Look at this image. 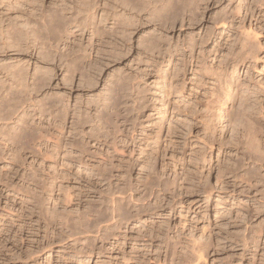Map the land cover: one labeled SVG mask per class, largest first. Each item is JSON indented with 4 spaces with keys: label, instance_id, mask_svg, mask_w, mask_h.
<instances>
[{
    "label": "rangeland",
    "instance_id": "rangeland-1",
    "mask_svg": "<svg viewBox=\"0 0 264 264\" xmlns=\"http://www.w3.org/2000/svg\"><path fill=\"white\" fill-rule=\"evenodd\" d=\"M197 1L192 6L191 12L186 11L187 9L180 12L179 17L181 18L173 28L169 26L168 22L164 24L158 20L147 24L149 14L142 13L143 19L139 15L138 18L144 20L146 26L135 30L130 41L127 40L126 50L122 48L121 58L118 61L108 62L107 68L101 71L96 70L90 73L89 70L90 65L88 63L92 58L95 57L94 61L97 58L95 51L91 53L92 58L83 61V66L80 67L85 73L83 74L79 69L77 72H72L70 76L71 72H67L64 67L67 63L61 66L58 62L57 65V58L62 54L64 55L66 51L63 47L68 42L65 41L53 46L55 49L53 48L51 52L54 54V59L51 62L38 56L36 52L39 50L36 51V49L34 52L33 49L28 50L29 52L25 50L23 51L25 53L20 52L21 54H17L19 52L13 50L0 53L1 80L6 81L7 79V74H1V70L5 66H24L27 71L26 79L29 81H27L28 96H26L29 99H26L24 107L22 105L18 107L21 111L17 109L15 111L17 113L12 115V120L10 119L11 116L6 121L0 119V127L9 132L7 133L0 128V141L1 138L5 139L0 142L1 151L4 152V154L1 152V155L5 156V159L1 158L0 161V172H2L0 173V180L3 178L4 184H8H5L7 187L0 185V264H173L177 262L178 256L182 255L184 250L186 252L195 251V255L198 257L200 256L199 253L202 252L205 257L204 260L199 261V264H264V0ZM104 3L105 0H99L93 11L98 22L105 16ZM119 11H122L120 14L124 13L121 9ZM111 22L109 21L104 25L105 29L111 31L115 28L114 22ZM76 37L78 38H76L77 41L82 37L79 41L84 46L89 45L87 42H91V33L87 30L82 34L78 32ZM149 38H153L151 41H154L155 38L159 39L161 49L147 50L146 45H149L147 44ZM72 42L75 41L72 40ZM191 45H194L193 53L188 49ZM243 46L248 48H244L243 51L241 49ZM249 49L253 54L252 58ZM56 51L58 53L55 55ZM236 52L244 53H242L243 56L238 54L240 58L242 56V61ZM65 53L67 54V52ZM245 53L247 57H245ZM234 55L238 57V60L235 59ZM182 58L187 60V65L185 64L186 61H182ZM224 68L225 70H223ZM41 72L47 74L43 75ZM146 73L151 76L146 78L143 76ZM82 75L92 80V84H88V86L87 83L84 84ZM40 76L48 79L45 83L47 87H41L39 92H35L30 89L33 87L31 83L34 82L35 77ZM64 78L65 81L68 80L67 83H65ZM121 78H128L129 85L133 89H139L138 91L143 93L142 96L145 99L147 97V108L140 110L139 113H133L136 115L135 121L138 120L133 133L136 144L132 147V153L127 152L125 157L121 158V154L117 153L113 157L114 159H111L108 148L112 147V142H117L118 145L122 144L119 141L123 135L122 132L127 134V137L124 135V139H122L126 141L125 138H128L129 134L131 136L133 130L130 128L131 126H128L127 129L122 127L116 130L117 126L121 125L120 123L119 125L115 124L121 119L119 117L114 118V121L112 120V125L115 126L109 125L106 118L108 116L102 104L111 82ZM220 79L229 80L235 87L236 99L233 105L235 116L230 122L227 119L230 102L224 99L218 101L216 98ZM9 84L6 85L9 90L19 89H16V86L11 87L12 83ZM6 87L3 88L4 91L1 90L0 98H3V95L4 97L7 96L10 92ZM41 99L45 101L42 102ZM28 101L30 102L28 103ZM36 103L38 105L43 104V108L40 110V105L38 106ZM128 103L129 106H134L132 101L128 100ZM8 105L4 112H0V118L7 112V109L10 110V113L12 112V108L10 109ZM122 106L124 105L122 104L121 108ZM29 107L30 109H28ZM44 109L46 113H44ZM22 110H26L30 116L27 118L29 128H33L38 139H35V144L32 143V149L20 151L19 153L23 154L19 156L17 153L15 154L21 159L19 160L16 156V159L21 161L18 162L8 149L9 143L5 136L7 135L9 138L10 135L16 134L15 130L19 131L22 128L20 123L22 124L21 120L25 116V112L23 113ZM77 116L78 119L81 116L88 117L93 123L89 122L88 125L85 124L78 128L81 131L80 137L84 139L81 145L88 151V156L80 159L78 149L70 148V146L65 148L72 128L78 127L73 126L75 122H78ZM73 121H75L74 124ZM55 124L63 127V130ZM96 130L101 132L100 138L98 140L89 139L90 135L93 137L91 133L96 132ZM256 130L258 140L256 138L257 143H252L254 142L252 138L255 139L256 137H253ZM113 131H119L116 135L118 138L116 141L113 140V136H109L110 138L107 136V133L113 135ZM1 133L5 134L2 136ZM43 135H47V137H43ZM60 135L64 140V147L57 153L55 141L51 139L55 140ZM109 143L110 145H108ZM207 143L208 145H205ZM249 147H251L250 150H248ZM120 150L119 148V152L122 151ZM247 150L249 154H246ZM250 152L257 160L250 156ZM40 153L41 155H39ZM21 156L22 158L25 157L24 160ZM10 157L12 158L10 159ZM95 164L99 168H103L104 165L107 166L104 168H108L106 173L109 174L110 179L108 181L111 185L106 181L103 183L97 180L96 177L90 178V175L99 169L94 167ZM251 169L253 170L251 171ZM109 170L112 174L108 172ZM91 171L92 173H90ZM15 174L18 179H15ZM8 175H11L10 178ZM8 178L13 180L9 181ZM6 180L7 182H5ZM123 182L126 186V192L122 191ZM9 184L11 186L15 184V187H11ZM18 184H22L20 187L23 191ZM114 186L120 187L121 191ZM108 188L114 189L111 192ZM100 189L103 194H100ZM107 189L109 193L111 192L110 194ZM127 189L133 194L127 192ZM19 190L21 191L19 192ZM113 192L115 193L114 197H112ZM121 192L126 197L120 196ZM117 194H120L119 197ZM142 194L146 197L145 201L140 200L141 202L136 204V200L138 203L139 199L143 197ZM66 195L71 197V203L62 202L66 199ZM130 195L132 198L128 197ZM174 195L177 197L175 198ZM121 198H126V200L128 198L131 203L126 200V202H122ZM107 199H111V201L108 200V202ZM98 201L101 202L98 203ZM106 201L109 205L105 203ZM115 202H119L123 207L129 203L128 206L131 208H126V205L125 209H129V212L135 215L133 214L134 216L128 223L121 219L122 212H120V216H118L119 213L115 215L113 210L111 212V209L115 207ZM171 202L173 203L171 204ZM64 203L66 204L64 205ZM112 204L114 207H111ZM94 205L96 208L93 207ZM153 205H157L159 208ZM39 207H42L43 212L41 214H38L41 212ZM154 207L156 210L151 209ZM99 208L101 209L99 210ZM87 209L90 211H86ZM146 209L153 211L147 212ZM136 210L142 211L136 215L138 213ZM49 211L53 212V215ZM56 211L58 212L55 214ZM106 211L111 212V215L110 213L107 214ZM63 212H66L65 215ZM100 213L104 216L107 215V218ZM42 214L46 215H44L45 218ZM57 214L61 220L60 218L53 219ZM99 215L103 217L98 219L97 216L99 217ZM69 216L79 223L77 222V224L74 220L76 224L72 223V225L71 221L73 220ZM88 217H91L92 220ZM38 218L39 220H37ZM108 218L111 219L108 220ZM42 219L44 220L42 221ZM105 219L112 222L107 221V224ZM97 220L96 224L95 221ZM38 221L43 223L41 224L42 229L37 226ZM48 221L50 225L48 223L47 226ZM64 222L65 227H63ZM67 222H70L69 225ZM98 223L100 224L98 225ZM120 223L123 227L118 225ZM76 225L79 227L75 228ZM89 225L96 228L89 230ZM67 226H70L68 228L71 230L74 226V232L79 230L78 233L75 234L73 230L70 232ZM83 226L86 229L85 232L81 229ZM47 227L49 231L45 230ZM152 227L156 229L154 230ZM113 228L115 229L113 230ZM96 229H103V231L98 234ZM87 231H90V234L89 232L87 234ZM68 232L71 234L68 235ZM79 232L84 234L81 236ZM46 233L47 235H45ZM87 235L90 236L88 237L90 239H87ZM148 236L150 238L153 236V239H148ZM163 241L164 243H162ZM180 243L185 245L187 249ZM175 244H179V246ZM167 245L169 247L171 245V248L168 249ZM191 247L194 251L190 250ZM196 251L200 252L196 253ZM163 255H167L166 258ZM157 260H160L159 263Z\"/></svg>",
    "mask_w": 264,
    "mask_h": 264
},
{
    "label": "bare ground",
    "instance_id": "bare-ground-1",
    "mask_svg": "<svg viewBox=\"0 0 264 264\" xmlns=\"http://www.w3.org/2000/svg\"><path fill=\"white\" fill-rule=\"evenodd\" d=\"M99 0H78L77 2H76V0H0V53H5V52H8V50L10 51V50H13L14 52H19V53H17V54H21L20 52H22V53H25V52H23V51H25V50H29L30 51V49L32 50L33 49V52H34V50L36 49V51L37 50H39L38 52H36V53H38L37 55L38 56H40V57H42L44 60H46V61H50L51 62V60L52 59H54L53 57H54V54L51 52V50L54 48L53 46H55V44L56 43H64V41L65 42H68V44H66L65 43V47H63V48H65V52H67V54L64 52V55L62 54V55H60V59L59 58H57L56 60H57V65H58V62L61 64V66H64L63 64L64 63H67V64H65V69L67 70V72H71V74H70V76L72 75V72H77V71H79V69H80V71H82V69L80 68V67H82L83 66V61H85L86 59H90V58H92L91 57V53L92 52H95L96 51V56H97V58H96V60L94 61V58H92V60L88 63L89 65H90V68H89V70H90V73H92V72H94V71H101L102 69H104V68H107V63L108 62H112V61H118L121 57V51H123V49L125 48V50H126V48H127V40L128 41H130V37L132 36V35H134V32H135V30H137L138 28H140V27H143V26H146V23L145 22H143L144 20H141L140 18H138V16L140 15H142V13L143 14H149V16L147 17V24H148V22L150 23L151 21H154V20H158V21H160V22H164V24L165 23H169V26H171V28H173L174 27V25L176 24V22H178V20H180L179 18H181V17H179V14H180V12L182 11V10H184V9H187L186 11H192V6L194 5V4H196L198 1L197 0H105V3H104V12H105V16L100 20V22H98V21H96V18H95V16H94V10H95V7H96V5H97V2H98ZM100 3V2H99ZM102 6V5H101ZM100 6V7H101ZM103 6H102V8H103ZM119 9H121V10H123L124 11V13H121L120 14V12H122V11H119ZM100 10V9H99ZM103 12V13H104ZM189 13V12H188ZM147 16V15H146ZM142 17V16H141ZM190 18V17H189ZM142 19H143V17H142ZM145 19V18H144ZM182 20V19H181ZM111 22V21H113L114 22V24L113 25H115V28L114 29H112L111 31H109V30H107V29H105V27H104V25L107 23V22ZM157 21V22H158ZM155 22V21H154ZM19 23H21V24H19ZM112 23V22H111ZM167 25V24H166ZM168 26V25H167ZM170 28V29H171ZM224 28V27H223ZM85 30H87V32H89V33H91V42H87V43H89V45H87V46H84L83 44H82V42H80L79 40H81L82 39V37H80L81 39H79L78 41H77V35H78V32L79 33H83ZM77 34V35H76ZM88 34V33H87ZM89 35V34H88ZM208 35V34H207ZM153 36V35H152ZM211 36V35H210ZM154 37V36H153ZM77 38V39H76ZM160 38V37H159ZM88 39H89V37H88ZM150 40L148 41V43L147 44H149V45H146V49L147 50H149V51H151V50H159V48L161 49V42H160V40L159 39H157V38H155L154 39V41H151L153 38H149ZM72 40H74L75 42H72ZM192 40H193V38H192ZM192 40L190 41V43L192 42ZM83 41V40H82ZM90 41V40H89ZM77 42V43H76ZM236 42V41H235ZM74 43V46L72 47V44ZM145 43V42H144ZM189 43V44H190ZM196 44V43H195ZM64 45V44H63ZM86 45V44H85ZM243 45H244V43H243ZM246 45V44H245ZM247 45H249V44H247ZM145 46V45H144ZM241 47H242V45H241ZM240 47V48H241ZM247 47V46H246ZM246 47H244L243 46V48H241V49H243V51H244V48H246ZM61 48H62V46H61ZM63 48H62V50H63ZM123 48V49H122ZM175 48V47H174ZM248 48V47H247ZM250 49H251V47H249ZM55 49V48H54ZM122 49V50H121ZM189 51L190 52H192L193 53V49H194V45L192 46H190L189 48ZM249 49V51L251 52V50ZM28 51V52H29ZM170 51V50H169ZM60 52V51H59ZM163 52V51H162ZM167 52V51H166ZM241 52V51H240ZM239 52V53H240ZM58 52L56 51V53H55V55L57 54ZM61 53H63V52H61ZM160 53V52H159ZM237 53V52H236ZM235 53V54H236ZM239 53H237V55L239 54ZM243 53V52H242ZM242 53H240V55H242L243 56V54ZM246 53H249V52H247L246 51ZM245 53V57H247V54ZM94 54V53H93ZM206 54V53H205ZM249 54H251L250 55V57L252 58L253 56V54H252V52L251 53H249ZM58 55V56H59ZM169 56V55H168ZM183 56V55H182ZM201 56L203 57V55L201 54ZM235 56V59H237L238 60V57H239V55H238V57H236V55H234ZM242 56H241V58H240V60L242 59ZM249 56V55H248ZM185 57V56H184ZM191 57H192V59H193V56L191 55ZM244 57V58H245ZM56 58V57H55ZM181 58V57H180ZM196 58V57H195ZM183 60L182 61H186L185 62V64L187 65V60H185L184 58H182ZM247 59V58H246ZM107 60V61H106ZM196 60V59H195ZM230 60V59H229ZM243 60V59H242ZM241 60V61H242ZM251 60V59H250ZM199 61V60H198ZM56 62V61H55ZM95 62V63H94ZM87 63V62H86ZM94 63V64H93ZM110 64V63H109ZM184 64V63H183ZM85 66V65H84ZM185 66V65H184ZM200 66V65H199ZM4 67V66H3ZM89 66L87 65V68H88ZM2 69V68H1ZM84 69H86L85 67H84ZM186 69V68H185ZM223 70H225V68L223 69ZM228 70V69H227ZM226 70V71H227ZM86 71V70H85ZM27 71L24 69V66H5L2 70H1V74H7V79H6V81H3V80H1L0 79V93H2V91L1 90H3V88H5L6 87V85H8L9 84V82H10V84L9 85H11V83H12V85H11V87H14V86H16V89L17 88H19V89H17V90H9L7 87V89L10 91V92H8V94H7V96H5L6 97V99H5V97H4V95H3V98L1 97L0 98V112L2 113V111L4 112V110L6 109V106L8 105L9 107H10V109L12 110V114L8 111V109H7V112L6 113H4V115H2V118H0L1 120L3 119H5V121H6V119H8L9 118V116H11L10 117V119L12 118V115L14 116L16 113H15V111L18 109L19 110V106H23L24 107V105L26 104V99L28 100L29 98L27 97L26 98V96H28L27 94H28V90H27V88H28V80L26 79V75H27V73H26ZM52 72V71H51ZM64 72V71H63ZM83 72V74L85 73L84 71H82ZM41 73H43V72H41ZM68 73V74H69ZM79 73H81V72H79ZM86 73H88V72H86ZM144 73V72H143ZM159 73V72H158ZM185 73V72H184ZM47 73L45 72V74L43 73V75H46ZM65 74H66V72H65ZM89 74V73H88ZM88 74H86V75H88ZM226 74V73H225ZM42 75V74H41ZM139 75V74H138ZM221 75H223V74H221ZM83 76V75H82ZM89 76V75H88ZM143 76H145L146 78H147V76L149 77V76H151L149 73L147 74H145V75H143ZM74 77V76H73ZM85 77H87V76H83V80H82V82H84V84L85 83H87L86 85L88 86V84H92V80H90L89 78L87 79V78H85ZM144 77V78H145ZM219 77V76H218ZM225 77V76H224ZM5 78V77H4ZM69 79V78H68ZM81 79V78H80ZM128 79V78H127ZM127 79H118V80H114V81H112L111 82V86L110 87H108L107 89V94H106V96L103 98V102L104 103H102L103 104V106H104V110H105V113H106V115L108 116V117H106L107 119H108V121H109V125H112V120L114 121V118H121L117 123H115L116 125H119V123L121 124V125H119V126H117V128H116V130H119V129H121L122 127L123 128H125V129H127V127L128 126H131L130 128L131 129H133L132 131H131V136H130V134L128 135L129 137L128 138H125L126 139V141H123L122 139H124V135H126L125 137H127V134H126V132H122V130H121V132L123 133V135L119 138L120 140V142L122 143V144H119L118 145V143L117 142H110L112 145V147L111 148H108V153L111 155V159L113 158V157H115V155L117 154V153H120L121 155H120V158L121 157H123L127 152H131L132 153V151H133V149H132V147L136 144V143H134L135 142V137H133V133L135 132V127H136V121L138 120H136L135 121V116L136 115H134L133 113L135 112V113H139L140 112V110H143L144 108H147V101H146V99H147V97H146V99L144 98V96H142V94L143 93H141V92H139L138 90L139 89H133V87L131 86V85H129V83H128V81H127ZM136 79V78H135ZM159 79V78H158ZM47 78L46 77H44L43 78V76L41 77H35V80H34V82L33 83H31L32 85H33V87H31L30 89H32L33 91H38L39 89L41 90V87H43L44 88V86H45V83H47ZM7 81H8V84H6L7 83ZM28 81V82H27ZM64 81H65V78H64ZM68 81V80H67ZM67 81H65V83H67ZM81 82V81H80ZM220 86H219V89H217V97L216 98H218L217 100L219 101L220 99H224V100H226V101H229L230 102V109L227 111V119H228V122H230L231 120H233L232 118H234V116H235V112H234V110H233V105H234V102H235V99H236V92H235V87L233 86V84L229 81V80H226V79H220ZM83 84V83H82ZM235 85V84H234ZM30 86V85H29ZM129 86H131V88H132V90H131V88H129ZM45 87H47V86H45ZM172 87V86H171ZM42 88V89H43ZM142 89V88H141ZM39 90V91H40ZM4 91V90H3ZM31 91V90H30ZM38 91V92H39ZM7 92V91H6ZM215 92V91H214ZM34 93V92H33ZM32 93V94H33ZM4 94H6V93H4ZM34 94H36V93H34ZM39 94V93H38ZM1 95V94H0ZM29 95H31V94H29ZM43 95V94H42ZM145 95V94H144ZM9 97V98H8ZM100 97V96H99ZM31 98V97H30ZM164 98V97H163ZM128 100H130V101H132L133 103L132 104H134V106H129V103L127 104V101ZM30 101H32V100H30ZM30 101H28V103L30 102ZM37 101V100H36ZM41 101L42 102H44L42 99H41ZM41 101H39V102H41ZM41 102V103H42ZM8 103V104H7ZM28 103H27V105H28ZM56 104V103H55ZM60 104V103H59ZM62 104V103H61ZM124 105V106H122V108H121V105ZM36 105H38L37 103H36ZM40 105V106H39ZM38 106H39V109L41 110L42 108H43V104H39ZM64 105V104H63ZM128 105V106H127ZM35 106V105H34ZM44 106H45V104H44ZM52 106H54V105H52ZM59 106V105H58ZM65 106V105H64ZM8 107V108H9ZM37 107V106H36ZM35 107V108H36ZM46 107V106H45ZM44 107V108H45ZM63 107V106H62ZM68 108V107H67ZM103 108V107H102ZM150 108V107H149ZM3 109V110H2ZM22 109V108H21ZM25 109V108H24ZM28 109H30V107L28 108ZM38 109V110H39ZM52 109V108H51ZM56 109H57V107H56ZM65 109V108H64ZM63 109V110H64ZM36 110H37V108H36ZM39 110V111H40ZM60 110V108L58 109V111ZM66 110V109H65ZM64 110V111H65ZM71 110V109H70ZM74 110H75V108H74ZM77 110V109H76ZM19 111H21V110H19ZM18 111V112H19ZM23 111V113L25 114V116H24V119L23 120H21V122H22V124H23V126H22V124L20 123V125H21V129L19 130V131H17V130H15V132H16V134L15 135H10V137L8 138L7 137V135L5 136L6 138H7V142L9 143V148L8 149H10V152L13 154L12 156H13V158H15L16 159V156L18 155H20V154H23V153H19L20 151H26L27 149H32L31 148V146H32V143L33 144H35V139L38 137H36V133H35V131L33 130V128H29V125H28V122L29 121H27V118L28 117H30V116H28V113H27V111L26 110H22ZM72 111V110H71ZM79 111V110H78ZM81 111V110H80ZM42 112V111H41ZM57 112V111H56ZM68 112V111H67ZM82 112V111H81ZM80 112V113H81ZM102 112H103V110H102ZM14 113V114H13ZM22 113V114H23ZM44 113H46V110L44 109ZM57 113H59V112H57ZM104 113V112H103ZM11 114V115H10ZM21 114V115H22ZM40 114V113H39ZM43 114V113H42ZM49 114V113H48ZM74 114H75V111H74ZM82 114H83V112H82ZM81 114V115H82ZM101 114V113H100ZM30 115V114H29ZM71 115V114H70ZM77 115H78V113H77ZM105 115V116H106ZM31 116H32V114H31ZM65 116V115H64ZM86 116V115H85ZM87 116H89V115H87ZM91 116V115H90ZM101 116V115H100ZM1 117V116H0ZM21 117H23V116H21ZM99 117V116H98ZM33 118V117H32ZM61 118V117H60ZM66 118V117H65ZM100 118V117H99ZM102 118V117H101ZM17 119V118H16ZM19 119V118H18ZM17 119V120H18ZM43 119V118H42ZM62 119V118H61ZM61 119H59V120H61ZM77 119H78V116H77ZM92 119V118H91ZM107 119H106V121H107ZM115 119V120H116ZM12 120V119H11ZM32 120V119H31ZM55 120H57V119H55ZM58 120V121H59ZM8 121V120H7ZM68 121V120H67ZM90 121H92V120H89V118L88 117H83V116H81L80 117V119H78V122H75V121H73V124H74V122H75V124L73 125V126H78L76 129H75V127H74V129L72 128V132L70 133V137L68 138V144H66V146H65V148H67L68 146H70V148L72 147V148H76V149H78V156H79V159L80 158H86V156H88V151L87 150H85L84 149V147L81 145V144H83L82 143V140H84V139H82V137H80V134H81V131H79L78 130V128H80V127H83L85 124H89V122ZM18 122V121H17ZM61 122H62V120H61ZM66 122V121H65ZM72 122V121H71ZM139 122V121H138ZM59 123V122H58ZM90 123H92V122H90ZM102 123V122H101ZM100 123V124H101ZM93 124V123H92ZM108 124V123H107ZM106 124V126L108 127V125ZM52 125V124H51ZM56 125V124H55ZM114 125V124H113ZM112 125V126H113ZM57 127L59 126V125H56ZM69 126V125H68ZM94 126V125H93ZM98 126V125H97ZM115 126V125H114ZM141 126V125H140ZM143 126V125H142ZM141 126V127H142ZM19 127V126H18ZM60 127V126H59ZM58 127V128H59ZM104 127V126H103ZM106 127V128H107ZM251 127V126H250ZM1 128V127H0ZM41 128V127H40ZM58 128H57V130H58ZM61 128V127H60ZM63 128V127H62ZM61 128V129H62ZM65 128V127H64ZM99 128H100V125H99ZM249 128V127H248ZM254 128H255V126H254ZM3 128H1V130H2ZM13 129V128H12ZM12 129H9V130H12ZM16 129V128H15ZM18 129V128H17ZM60 129V130H61ZM94 129V128H93ZM101 129V128H100ZM99 129V130H100ZM108 129V128H107ZM106 129V130H107ZM110 129V128H109ZM142 129V128H141ZM3 130H5V129H3ZM63 130V129H62ZM62 130L60 131V132H62ZM102 130V129H101ZM100 130V131H101ZM111 130H112V128H111ZM110 130V131H111ZM247 130V129H246ZM6 131V130H5ZM8 131V130H7ZM6 131V132H7ZM13 131V130H12ZM34 131V132H33ZM83 131V130H82ZM109 131V132H110ZM115 131V130H114ZM113 131V135H112V133H107V136L109 137V136H113L114 138H113V140L114 141H116L118 138H117V134H118V132L119 131H117V132H114ZM130 131V130H129ZM245 131V130H244ZM253 131V130H252ZM11 132V131H10ZM18 132V133H17ZM90 132V131H89ZM98 132V133H97ZM105 132V131H104ZM112 132V131H111ZM138 132V131H137ZM247 132V131H246ZM256 132V134L254 133L253 134V137H255V139L254 138H252L253 140H254V142H252V143H257V141H256V138H257V130L255 131ZM261 132V131H260ZM7 133H9V132H7ZM6 133V134H7ZM41 133V132H40ZM101 133V132H100ZM99 133V131H97L96 130V132H92L91 134H92V136L93 137H91V135H90V137H89V135H88V137H89V139H92V140H98V138H100V134ZM252 133V132H251ZM5 133H1V135L3 136ZM48 134H49V132H48ZM61 134V133H60ZM39 135H41V134H39ZM56 135V134H55ZM57 135H59L58 133H57ZM86 135V134H85ZM150 135V134H149ZM252 135V134H251ZM1 136V137H2ZM52 136V135H51ZM61 136L62 135H60V137L59 136H57L56 138H55V140L54 139H51V140H53V141H55V149H56V151H57V153H58V151L59 150H61L64 146H63V139L61 138ZM106 136V135H105ZM135 136V135H134ZM261 136V135H260ZM43 137H47V135L46 136H44L43 135ZM41 138H42V136H41ZM48 138H49V136H48ZM110 138V137H109ZM138 138H139V136H138ZM260 138V137H259ZM2 139L3 138H1V141L0 142H2ZM38 139V138H37ZM36 139V140H37ZM43 139V138H42ZM46 139V138H45ZM103 139V138H102ZM3 140H5V139H3ZM48 141H49V139H47ZM104 140V139H103ZM107 140V139H106ZM207 140V139H206ZM257 140H258V138H257ZM6 141H4V142H6ZM47 141V142H48ZM87 141V140H86ZM100 141V140H99ZM212 141V140H211ZM260 141V140H259ZM3 142V143H4ZM208 142V141H207ZM213 142V141H212ZM211 142V143H212ZM43 143V142H42ZM41 143V144H42ZM65 143V142H64ZM67 143V142H66ZM88 143V142H87ZM86 143V144H87ZM110 143L108 144V145H110ZM186 143V142H185ZM205 143V142H204ZM249 143H251V142H249ZM6 144V143H5ZM89 144V143H88ZM246 144V143H245ZM37 145V144H36ZM47 145V144H46ZM205 145H208V143L207 144H205ZM219 145V144H218ZM239 145V144H238ZM244 145V144H243ZM38 146V145H37ZM40 146V145H39ZM51 146V145H50ZM248 146V145H247ZM7 147V146H6ZM33 147V146H32ZM207 147V146H206ZM1 148L2 147H0V161H1V158H4L5 159V156H2L1 155V152H2V154H4V152L3 151H1ZM5 148V147H4ZM12 148V149H11ZM119 148L123 151H121V152H119ZM184 148V147H183ZM208 148V147H207ZM250 148L251 147H249L248 148V150H250ZM259 148V147H258ZM55 149H54V151H55ZM127 150V151H126ZM247 150V153L246 154H249L248 151ZM34 151V150H33ZM37 151V150H36ZM40 152H41V150H39ZM261 151V150H260ZM32 151L30 150V153H31ZM35 152V151H34ZM33 152V153H34ZM17 153V155H15ZM19 153V154H18ZM37 153V152H36ZM48 153V152H47ZM73 153V152H72ZM75 153V152H74ZM91 153V152H90ZM130 153V154H131ZM7 154L9 155V152L7 151ZM253 153L252 152H250V156L252 157V158H254L253 156L254 155H252ZM31 155V154H30ZM34 155V154H33ZM38 155V154H37ZM39 155H41V153L39 154ZM45 155V154H44ZM58 155V154H57ZM77 155V154H76ZM91 155V154H90ZM2 156V157H1ZM18 156H17V158H18ZM8 157V156H7ZM57 157V156H56ZM70 157V156H69ZM71 157H74V156H71ZM106 157H107V155H106ZM125 157V156H124ZM248 157H249V155H248ZM256 157V156H255ZM12 157H10V159H11ZM20 158V157H19ZM18 158V159H19ZM21 158H22V156H21ZM23 158H25V157H23ZM22 158V159H23ZM77 158V157H76ZM76 158H74V159H76ZM89 158V157H88ZM91 158V157H90ZM103 158V157H102ZM105 158V157H104ZM68 159H70V158H68ZM78 159V158H77ZM106 159V158H105ZM110 159V158H109ZM110 159V160H111ZM114 159V158H113ZM117 159V158H116ZM124 159V158H123ZM254 159H256V158H254ZM12 160H14V159H12ZM17 160V159H16ZM19 160H21V159H19ZM19 160H17L18 162H21V161H19ZM24 160V159H23ZM22 160V161H23ZM99 160V159H98ZM107 160V159H106ZM109 160V161H110ZM152 160V159H151ZM257 160V159H256ZM15 161V160H14ZM13 161V162H14ZM82 161V160H81ZM125 161V160H124ZM10 162V161H9ZM87 162V161H86ZM86 162H85V164H86ZM99 162V161H98ZM102 162H104V161H102ZM127 162V161H126ZM17 163V162H16ZM15 163V164H16ZM89 163V162H88ZM100 163H101V161H100ZM104 163H106V162H104ZM156 163V162H155ZM9 164V163H8ZM13 164V163H12ZM98 164V163H97ZM97 164H95V166L94 167H97V168H99V166L97 165ZM108 164V163H107ZM106 164V165H107ZM111 164H112V161H111ZM90 165H92V164H90ZM114 164H112V166H113ZM238 165V164H237ZM101 166V165H100ZM103 166V165H102ZM109 166V165H108ZM112 166H111V169H112ZM116 166V165H115ZM154 166V165H153ZM9 167V166H8ZM88 167V166H87ZM93 167V168H94ZM104 167H107V166H105L104 165ZM99 168L98 170H96V172L93 174V175H90V178L92 179V178H94V177H96L97 178V180H100V181H106V182H108L109 183V179H110V177L108 176L109 174L108 173H106V171H107V169L108 168ZM114 167V166H113ZM119 167V166H118ZM129 167H130V165H129ZM238 167V166H237ZM252 167H253V165H252ZM255 167V166H254ZM3 168V167H2ZM1 168V169H2ZM6 168H7V166H6ZM10 169H11V167H9ZM97 168H94V169H97ZM110 168V167H109ZM239 168V167H238ZM250 169V168H249ZM4 170V169H3ZM8 170V169H7ZM15 170V169H14ZM237 170V169H236ZM253 169H251V171H252ZM11 171V170H10ZM17 171V170H16ZM254 171H256L255 169H254ZM18 172V171H17ZM109 173L111 172L110 170L108 171ZM0 173H2V172H0ZM11 173H13V172H11ZM90 173H92V171L90 172ZM126 173V172H125ZM233 173H234V171H233ZM246 173H247V171H246ZM257 173V172H256ZM256 173H253L254 175H258V174H256ZM17 174V173H16ZM15 174V175H16ZM110 174H112V173H110ZM226 174V173H225ZM253 174H252V176H253ZM36 175V174H35ZM239 175V174H238ZM3 176V175H2ZM9 176H11V175H8V177ZM111 176V175H110ZM225 176V175H224ZM251 176V175H250ZM259 176V175H258ZM5 177V176H4ZM13 177V176H12ZM19 177V176H18ZM112 177H113V175H112ZM231 177V176H230ZM256 177V176H255ZM262 177V176H261ZM260 177V178H261ZM10 178V177H9ZM9 178H8V180H9ZM2 179L3 178H1V180H0V185H5V184H7V183H5L4 184V182L2 181ZM15 179H18L17 178V175H16V177H15ZM222 179V178H221ZM13 180V179H12ZM12 180H9V181H12ZM119 180V179H118ZM220 180V179H219ZM239 180V179H238ZM246 180H247V178H246ZM250 180V179H249ZM248 180V181H249ZM21 181V180H20ZM126 181V180H125ZM152 181V180H151ZM159 181V180H158ZM227 181V180H226ZM243 181H245V180H243ZM5 182H7V180L5 181ZM93 182H94V180H93ZM153 182V181H152ZM152 182H150V183H152ZM246 182V181H245ZM9 183V182H8ZM97 183V182H96ZM104 183V182H103ZM102 183V184H103ZM124 183V182H123ZM159 183V182H158ZM12 184H13V182H12ZM98 184V183H97ZM110 184V183H109ZM248 184V183H247ZM8 185V184H7ZM7 185H5L6 187H7ZM10 186H11V184H9ZM19 185V184H18ZM22 185V184H21ZM21 185H19V187L21 186ZM94 185V184H93ZM100 185H101V183H100ZM111 185V184H110ZM126 185H128V184H126ZM10 186L8 187V189L10 188ZM103 186V185H102ZM129 186V185H128ZM127 186V187H128ZM131 186V185H130ZM172 186V185H171ZM221 186V185H220ZM243 186V185H242ZM250 186V185H249ZM11 187H15V184H14V186H11ZM91 187V186H90ZM94 187V186H93ZM100 187V186H99ZM110 187V186H109ZM115 187V186H114ZM118 187V186H117ZM117 187H115L116 189H117ZM123 187V186H122ZM121 187V188H122ZM133 187V186H132ZM175 187V186H174ZM120 187H118V189H119ZM192 188V187H191ZM20 189L22 190V187H20ZM92 189V188H91ZM109 190H110V188H108ZM108 189H107V191H108ZM114 189V188H113ZM113 189H111V190H113ZM124 189V190H123ZM123 189H122V191H125V189H126V186H125V183H124V187H123ZM204 189V188H203ZM225 189H226V187H225ZM15 190V189H14ZM21 190H19V192L21 191ZM93 190V189H92ZM101 190V189H100ZM110 190V191H111ZM120 190V189H119ZM135 192H136V190L135 189H133ZM13 191V190H12ZM23 191V190H22ZM105 191V190H104ZM121 191V190H120ZM132 191V190H131ZM138 191V190H137ZM167 191H169V190H167ZM91 192V191H90ZM103 191L101 190L100 191V194H103L102 193ZM112 192V191H111ZM110 192V193H111ZM114 192H115V190H114ZM113 192V196H112V194H111V196L112 197H114V194L115 193H117V192H115L114 193ZM126 192V191H125ZM127 192H130V190L128 191V189H127ZM175 192V191H174ZM246 192V191H245ZM258 192V191H257ZM23 193V192H22ZM68 193V192H67ZM106 193V192H105ZM105 193H104V195H105ZM108 193H109V191H108ZM109 193V194H110ZM119 193V192H118ZM122 194L120 195V194H117L118 195V197H119V195L120 196H122L123 197V195L125 196V194L123 193V192H121ZM260 193H261V191H260ZM2 194V193H1ZM19 194V193H18ZM29 194V193H28ZM107 194V193H106ZM108 194V195H109ZM127 194V193H126ZM130 194H133V192H130ZM144 194V193H143ZM142 194V198H144V199H142L140 196H138L139 198H141V199H139V202L137 203V200H136V204H139L141 201H145V199H146V197H144V195ZM146 194V193H145ZM148 194V193H147ZM146 194V195H147ZM208 194V193H207ZM103 195V196H104ZM108 195H106V196H108ZM145 195V196H146ZM229 195V194H228ZM21 196V195H20ZM39 196V195H38ZM100 196H102V195H100ZM110 196V195H109ZM173 196V195H172ZM175 196V198L177 197L176 195H174ZM191 196V195H190ZM24 197V196H23ZM66 197V199L65 200H63L62 202H67V203H71V197L69 196V195H66L65 196ZM117 197V198H118ZM126 197V196H125ZM128 197H130V198H132L131 197V195L130 196H128ZM137 197V198H138ZM110 198V197H109ZM129 198V199H130ZM204 198V197H203ZM41 199H43V198H41ZM40 199V200H41ZM75 199V198H74ZM112 200H113V198H111ZM111 199H107V201L109 200V201H111ZM116 199V198H115ZM119 199V198H118ZM148 199V198H147ZM23 200V199H22ZM99 200H100V198H99ZM103 200H104V198H103ZM106 200V199H105ZM121 200H122V202L124 201V202H130L131 203V201H128V198H127V200H126V198H121ZM126 200V201H125ZM134 200V199H133ZM141 200V201H140ZM174 200H176V199H174ZM90 201V200H89ZM105 202V203H108V202ZM115 201V200H114ZM118 201V200H117ZM143 201V202H144ZM156 201H158V200H156ZM40 201H39V198H38V203H39ZM80 202V201H79ZM101 202V201H100ZM99 201H98V203H100ZM142 202V203H143ZM174 202V201H173ZM173 202H171V204L173 203ZM181 202V201H180ZM38 203H37V205H38ZM42 203V202H41ZM81 203V202H80ZM90 203V202H89ZM88 203V204H89ZM105 203L103 202V204L105 205ZM112 203H113V201H112ZM120 203H121V201H120ZM120 203L118 202H115V207H114V205L113 206H111V207H114V209L112 208H110L111 209V212H112V210H113V212L115 213V215L116 214H118L119 213V215L118 216H120V212H122L121 213V219L122 220H124L125 222H127L128 223V221L132 218V216H134L132 213H130L129 212V209L127 210V209H125V206H126V208L127 207H129L128 206V204L129 203H127L124 207L123 206H121L122 205V203H121V205H120ZM134 203V202H133ZM157 203V202H156ZM160 203V202H159ZM40 204V203H39ZM66 203H64V205H65ZM92 204V203H91ZM95 204V203H94ZM110 204H111V202H110ZM145 204V203H144ZM161 204V203H160ZM168 204V203H167ZM44 205V204H43ZM90 205V204H89ZM93 205V204H92ZM100 205V204H99ZM108 205H109V203H108ZM143 205V204H142ZM149 205V204H148ZM180 205V204H179ZM34 206V205H33ZM67 206V205H66ZM85 206V205H84ZM96 205H94L93 207H95ZM138 206V205H137ZM147 206V205H146ZM150 206V205H149ZM148 206V207H149ZM153 206H155V205H153ZM157 206V205H156ZM155 206V207H156ZM159 206H161V205H159ZM169 206H171L170 204H169ZM43 207V206H42ZM41 207V208H42ZM90 207L92 208V206L90 205ZM101 207V206H100ZM147 207V208H148ZM155 207L154 208H151V209H155ZM40 208V207H39ZM38 208V209H39ZM39 209V210H41V212L40 213H38V214H41L43 211H42V209ZM88 208V207H87ZM96 208V207H95ZM129 208H131V207H129ZM141 208V207H140ZM157 208H159L158 206H157ZM162 208V207H161ZM101 208H99V210H100ZM125 209V210H124ZM136 209V208H135ZM134 209V210H135ZM170 209H171V207H170ZM104 210H106V209H104ZM109 210V209H108ZM142 210H143V208H142ZM141 210V211H142ZM152 210V211H153ZM156 210V209H155ZM22 211V210H21ZM46 212H47V210H45ZM86 211H90V209L88 210H86ZM133 211V210H132ZM140 210H136V212H138L136 215H138V214H140V212H141ZM146 211H147V209H146ZM148 211H150V212H152L151 210H149L148 209ZM147 211V212H148ZM39 212V211H38ZM58 211H56L55 212V214L57 213ZM94 212V211H93ZM98 212V211H97ZM103 212V211H102ZM107 212V211H106ZM111 212H107V214L108 213H110V215H111ZM49 213H51V211H49ZM53 213V212H52ZM51 213V214H52ZM61 213V212H60ZM66 213V212H65ZM65 213L63 212V215H65ZM87 213V212H86ZM85 213V214H86ZM92 213V212H91ZM103 213H105V212H103ZM142 213H144V212H142ZM146 213V212H145ZM48 214V213H47ZM51 214H50V216H51ZM95 214V213H94ZM99 214V213H98ZM100 214H102V213H100ZM106 214V213H105ZM158 214V213H157ZM43 215V217H44V215L45 214H42ZM53 215V214H52ZM60 215V214H59ZM67 215V214H66ZM71 215V214H70ZM96 215V214H95ZM94 215V216H95ZM103 216H104V214H102ZM102 215H99V217L97 216V218L99 219ZM114 215V214H113ZM20 216V215H19ZM38 216H40V215H38ZM46 216V215H45ZM54 216H56V215H54ZM62 216V215H61ZM74 216V215H73ZM85 216V215H84ZM84 216H82L83 218H84ZM87 216V215H86ZM92 216V215H91ZM102 216V217H103ZM117 216V217H118ZM63 217V216H62ZM71 219H72V217L71 216H69ZM105 218H107V215L106 216H104ZM45 218V217H44ZM53 218V217H52ZM56 218H60V216L58 217V214H57V216L55 217V218H53V219H56ZM63 218H65V217H63ZM62 218V220L64 221V219ZM88 218H90L91 220H92V218L91 217H88ZM112 218V217H111ZM111 218H108V220L109 219H111ZM119 218V217H118ZM137 218H139V217H137ZM47 219V218H46ZM66 219H67V217H66ZM94 219V218H93ZM113 219V218H112ZM22 220V219H21ZM37 220H39V218L37 219ZM36 220V221H37ZM44 219H42V221H43ZM48 220V219H47ZM60 220H61V218H60ZM68 220V219H67ZM73 220V219H72ZM75 221H76V219H74ZM71 221V224L73 223V224H76L78 221H76V223H75V221ZM77 220H78V217H77ZM106 220V219H105ZM108 220H106V223H107V221ZM115 220V219H114ZM113 220V221H114ZM121 220V221H122ZM20 221V220H19ZM35 221V222H36ZM53 221V220H52ZM57 221V220H56ZM62 221V222H63ZM66 221V220H65ZM140 221V220H139ZM34 222V223H35ZM45 222H46V220H45ZM83 222V221H82ZM91 222V221H90ZM96 222H98V220L97 221H95V223ZM102 221L100 220V223H101ZM109 222V221H108ZM112 222V221H111ZM111 222H109V223H111ZM116 222V221H115ZM120 222V221H119ZM49 223V225H50V222L48 221L47 223H46V225ZM69 223L70 222H67V224L69 225ZM79 223V222H78ZM77 223V224H78ZM84 223V222H83ZM91 223H93V221L91 222ZM100 223H98V225L100 224ZM103 223H104V220H103ZM103 223H102V225H103ZM122 223H123V221H122ZM122 223H120V224H118L119 226H122L121 224ZM134 223V222H133ZM137 223V222H136ZM144 223V222H143ZM161 223V222H160ZM37 224V226H39L40 228H41V224H43V223H41V222H37L36 223ZM60 224V223H59ZM62 224V223H61ZM64 224V226L63 227H65V222L63 223ZM70 224V226H72ZM97 224V223H96ZM95 224V225H96ZM108 224V223H107ZM125 224V223H124ZM20 225V224H19ZM45 225V226H46ZM82 225H84V224H82ZM87 225V224H86ZM95 225H94V227H95ZM106 225V224H105ZM146 225V224H145ZM22 226V225H21ZM48 226V225H47ZM70 226H67V229L68 230H70V232L73 230V228H74V226H73V228H72V230L70 229V228H68V227H70ZM79 227V225H76L75 226V228L76 227ZM81 226V225H80ZM107 226V225H106ZM126 226V225H125ZM125 226H124V228H125ZM43 227V226H42ZM87 227H88V225H87ZM104 227V226H103ZM102 227V228H103ZM123 227V226H122ZM164 227V226H163ZM247 227V226H246ZM20 228V227H19ZM23 228V227H22ZM37 228V227H36ZM45 228V227H44ZM96 228V227H95ZM95 228H93V227H91L90 225H89V230L91 229H95ZM98 228V227H97ZM100 228V227H99ZM152 228H154V227H152ZM21 229V228H20ZM25 229V228H24ZM38 229V228H37ZM42 229V228H41ZM63 229V228H62ZM78 229V228H77ZM80 229V228H79ZM81 229H83V231L84 230H86V229H84V226H83V228L81 227ZM109 229V228H108ZM112 229V228H111ZM115 228H113V230H114ZM156 228H154V230H155ZM22 230V229H21ZM46 231L48 230V227H47V229H45ZM52 230H54V229H52ZM87 230H88V228H87ZM97 231H98V234H101V232L103 231V229H96ZM117 230V229H116ZM118 230H121V229H119L118 228ZM39 231H40V229H39ZM42 231V230H41ZM46 231H44V232H46ZM49 231V230H48ZM65 231H67V230H65ZM78 231L79 230H76V233H78ZM82 231V232H83ZM95 231V230H94ZM112 231V230H111ZM139 231H140V229H139ZM157 231H158V229H157ZM161 231V230H160ZM43 232V233H44ZM70 232H68V235H69V233ZM73 232H74V230H73ZM81 232V231H80ZM79 232V233H80ZM85 232V231H84ZM88 232H89V234H90V231H87V234H88ZM96 232V231H95ZM115 232V231H114ZM124 232H125V230H124ZM249 232V231H248ZM22 233V232H21ZM75 233V232H74ZM75 233V234H76ZM91 233H92V231H91ZM110 233V232H109ZM113 233V232H112ZM137 233H139L138 231H137ZM146 233V232H145ZM150 233V232H149ZM19 234V233H18ZM41 234V233H40ZM71 234V233H70ZM73 234V233H72ZM81 234V233H80ZM82 234H84V233H82ZM82 234H81V236H82ZM95 234H97V233H95ZM97 234V235H98ZM115 234V233H114ZM140 234V233H139ZM138 234V235H139ZM144 234V233H143ZM163 234H167V233H163ZM45 235H47V233L45 234ZM53 235V234H52ZM86 235V234H85ZM92 235V234H91ZM93 235H94V233H93ZM137 235V236H138ZM142 235V234H141ZM147 235V234H146ZM151 235V234H150ZM149 235V236H150ZM164 235V236H165ZM51 236V235H50ZM80 236V235H79ZM84 236V235H83ZM95 236V235H94ZM102 236H104V235H102ZM120 236V235H119ZM126 236V235H125ZM125 236H121V237H125ZM148 236V239L150 238ZM169 236V235H168ZM53 237V236H52ZM51 237V238H52ZM72 237V236H71ZM77 237H78V235H77ZM88 237H90V236H88L87 235V239H90V238H88ZM97 237V236H96ZM100 237V236H99ZM106 237V236H105ZM117 237V236H116ZM132 237V236H131ZM147 237V236H146ZM153 236H151V238H152ZM155 237V236H154ZM157 237V236H156ZM49 238V237H48ZM55 238V237H54ZM80 238V237H79ZM86 238V237H85ZM128 238V237H127ZM141 238V237H140ZM142 238H143V236H142ZM150 238V239H151ZM174 238V237H173ZM172 238V239H173ZM43 239H45V238H43ZM68 239V238H67ZM94 239V238H93ZM98 239V238H97ZM103 239V238H102ZM107 239H109L108 237H107ZM106 239V240H107ZM124 239V238H123ZM136 239V238H135ZM145 239V238H144ZM153 239V238H152ZM162 239V238H161ZM21 240H23V238L21 237ZM20 240V241H21ZM62 240H63V238H62ZM178 241H179V239H177ZM252 240H253V238H252ZM75 241V240H74ZM109 241V240H108ZM122 241V240H121ZM144 241V240H143ZM53 242V241H52ZM52 242H51V244H52ZM79 242V241H78ZM80 242H82V241H80ZM84 242H85V240H84ZM140 242V241H139ZM165 242H167V241H165ZM242 242H243V240H242ZM83 243V242H82ZM94 243V242H93ZM162 243H164V241L162 242ZM161 243V244H162ZM171 243V242H170ZM176 243V242H175ZM121 244H122V242H121ZM123 244H124V242H123ZM177 244V243H176ZM175 244V245H176ZM180 244H182V243H180ZM193 244V243H192ZM48 245H50L49 243H48ZM165 245V244H164ZM163 245V246H164ZM183 245V244H182ZM181 245V246H182ZM174 246V245H173ZM172 246V247H173ZM176 246H179V244L178 245H176ZM183 246H185V245H183ZM182 246V247H183ZM199 246V245H198ZM50 247V246H49ZM167 247H168V249H170L171 248V245H170V247H169V245H167ZM186 247V246H185ZM193 247V246H192ZM191 247V251H194L193 250V248ZM202 247V246H201ZM47 248V247H46ZM175 248V247H174ZM194 248H195V246H194ZM50 249V248H49ZM166 249V248H165ZM183 249V248H182ZM186 249H187V247H186ZM184 250V249H183ZM183 250H181V251H183ZM170 251V250H169ZM167 252V251H166ZM173 252H174V250H173ZM178 252V251H177ZM198 251H196V253H197ZM200 252V251H199ZM198 252V253H199ZM159 253V252H158ZM175 253V252H174ZM174 253H173V255H174ZM200 254V256L198 257L197 255H195V251L194 252H186L185 250L183 251V254L182 255H180V256H178L179 258H177V262H174L173 264H199V261L200 260H204V255L202 254V252L201 253H199ZM155 255V254H154ZM172 255V256H173ZM165 258H166V256L167 255H163ZM195 256H197V257H195ZM207 256V255H206ZM157 258V257H156ZM165 258H163V259H165ZM169 258V257H168ZM158 259V258H157ZM160 259V258H159ZM171 259V258H170ZM167 260V259H166ZM156 261V260H155ZM160 261V260H159ZM159 261L157 260V262L159 263ZM176 261V260H175ZM145 262V261H144ZM172 262V261H171ZM169 263H170V261H169ZM141 264V263H140ZM148 264V263H147ZM165 264V263H164ZM170 264H172V263H170Z\"/></svg>",
    "mask_w": 264,
    "mask_h": 264
}]
</instances>
